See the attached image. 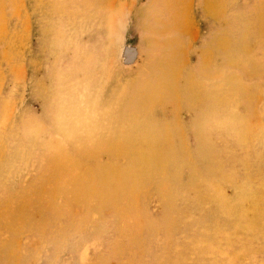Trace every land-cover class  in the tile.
<instances>
[{"label": "rangeland", "instance_id": "rangeland-1", "mask_svg": "<svg viewBox=\"0 0 264 264\" xmlns=\"http://www.w3.org/2000/svg\"><path fill=\"white\" fill-rule=\"evenodd\" d=\"M0 264H264V0H0Z\"/></svg>", "mask_w": 264, "mask_h": 264}]
</instances>
